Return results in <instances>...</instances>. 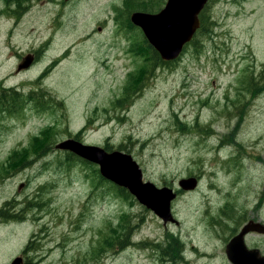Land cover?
Returning a JSON list of instances; mask_svg holds the SVG:
<instances>
[{
  "label": "rangeland",
  "instance_id": "obj_1",
  "mask_svg": "<svg viewBox=\"0 0 264 264\" xmlns=\"http://www.w3.org/2000/svg\"><path fill=\"white\" fill-rule=\"evenodd\" d=\"M166 2L146 0L141 8L155 9L137 11L158 13ZM26 6L0 0V97L38 90L47 105L26 104L0 123V211L24 214L0 218V264L17 256L30 264H226L238 212L259 191L264 196V0H209L212 38L199 34L153 75L144 33L130 29L125 11L117 16L124 0ZM29 54L35 62L19 70ZM127 94L133 101L118 104ZM77 134L132 154L157 187H179L172 203L179 224H165L135 196L120 197L110 181L96 187V164L92 179L83 163L68 170L56 144ZM48 140L46 156L6 177ZM190 175L200 177L198 187L182 189ZM231 198L237 202L224 204ZM30 200L40 206L29 209ZM227 204L235 207L233 222L215 224ZM125 212L136 225L130 243L101 250L102 238L117 237L111 228Z\"/></svg>",
  "mask_w": 264,
  "mask_h": 264
},
{
  "label": "water",
  "instance_id": "obj_2",
  "mask_svg": "<svg viewBox=\"0 0 264 264\" xmlns=\"http://www.w3.org/2000/svg\"><path fill=\"white\" fill-rule=\"evenodd\" d=\"M208 1L167 0L158 13L134 11L130 19L134 25L143 30L147 40L159 52L161 58L164 61H172L177 59L184 51L185 45L193 40L201 26L200 14ZM33 60L34 55L26 56L18 69L28 68ZM56 148L71 151L98 164L104 178L128 188L136 199L151 209L165 224L178 223L171 207L177 193L170 187L160 188L151 181H144L142 169L131 154L121 150L108 151L99 145L86 144L76 138L64 139L56 144ZM179 185L182 189L193 190L198 185V179L183 178ZM251 229L264 232V225L256 222L248 224L234 241L241 243L244 232ZM231 246L232 243L228 244V255ZM22 262L23 258L17 257L11 264H22Z\"/></svg>",
  "mask_w": 264,
  "mask_h": 264
},
{
  "label": "trees",
  "instance_id": "obj_3",
  "mask_svg": "<svg viewBox=\"0 0 264 264\" xmlns=\"http://www.w3.org/2000/svg\"><path fill=\"white\" fill-rule=\"evenodd\" d=\"M13 1L14 2L18 1L20 7L24 6V5H27L25 7V8H27L29 5H31V2L33 0H13ZM145 2H146V0H124V3L126 4L127 8H125L124 10H121L120 8H117L116 11L119 12V15L117 14V16L121 15L120 11H125L126 14H127L126 15L127 25L130 27V29L137 28L130 20L131 13L133 11H135V10H145V11L150 10V11H153L155 9V7H156V6H152V7L146 6V8H141ZM207 9H208V7L204 10V12L201 15L202 27H201V29L198 32V36H199V34H202V33L203 34L208 33V35H210V38H212L211 34H212L213 31L209 30V26L213 25L214 22L210 20V17L208 15L205 16V13L207 12ZM117 16H116V19H119ZM206 23L208 24V27L205 29V24ZM121 26L123 28L129 30V28H127L126 25H121ZM144 43L147 44L148 52H149L150 56L152 57V60L154 61L153 64H151V71L147 67L146 72L147 73L150 72L151 74L150 73L149 74L153 75V74H155V70H156V68L159 65L164 66V65H167L168 62L166 63V61L162 60L159 52L154 47H152L147 40ZM57 60H59V59H57ZM243 80H245V78H243ZM251 81L256 82V79L254 77H252ZM252 89L253 88H249V90H252ZM8 91H11L9 96L7 97L4 94L2 96V98H5L8 101V110L10 112H12V114H15L17 110L19 112V110L22 109L23 106L26 105V104H22L21 105V101H22V98H20L21 93L16 92L13 89L12 90L8 89ZM2 92H4V90ZM45 95L46 94L44 92H41V91L38 92V90H31L29 94H25L24 96L27 97L26 102H29L31 104H34V102H35V104L37 106L45 107L47 105V100L45 98H43ZM125 100H126V102H130L131 103L133 101V96L131 94H127V96H125L124 98L118 97L117 101L119 103L117 101L116 102L118 104L122 105L121 102H123ZM175 116H177V114H175ZM181 122H182L181 120H178V124H180ZM50 127H52V126L45 127V130L49 129ZM182 128H184V126ZM78 135L79 134H77L75 137L78 138ZM222 145H224V143H222ZM51 149H53V143L48 140L47 144L45 145V147L43 149L36 150L33 153H30L27 156V158L24 161H22L21 166L29 167L30 165H32V163L35 160H38L39 158H42V157L46 156V154ZM106 149L110 150V148L108 146H106ZM15 151L16 150H14V152ZM66 155H67V157H66L65 164H66V167H67L68 170L73 164H75L77 162H80V163H83L89 169V171L85 175L86 177L92 179V178H95L99 174L100 171L98 172V169L96 168V165L94 163H92V162L89 163V161L77 156L76 154H74V153H72L70 151H66ZM4 165H6V162H4ZM14 165H15V163L11 159L9 161V166L10 167H14ZM15 172L8 174L6 177H10L11 175L15 174ZM99 178L100 179H96V187L101 186L102 185V181L106 182V183L109 182L107 179L103 178L100 174H99ZM112 186L115 187V188H118V192H119L118 194L120 195V197L122 196L125 200H129L130 198H134V196L130 193V191L128 189H126L124 187H121V186L118 187V186H116L113 183H112ZM43 187L46 188V185H43ZM5 205H8V203L6 202ZM32 205L40 206V203L38 201L34 203L32 200H30L29 201V206H28L29 209H31ZM2 209L0 211V218L3 219V218L8 217V215H7L8 214V209H7V207H5L3 210ZM11 215H12V216H10L11 218H16L17 217L20 220L22 218L21 217L22 214H17L19 217L16 216L14 213H12ZM23 217H24V214H23ZM31 217L38 218L39 215H35V216H31ZM135 227H136V225H134L131 222L129 214L127 212L121 213L120 216H119L117 225L113 226L111 228L113 233L117 234V237L113 238V236H109V239L102 238L99 241L101 250L103 249L104 245H106V243H107V245H109V247H113V246L118 245V247L120 249L125 248L126 245H128L130 243V238H131L132 232H133ZM170 248L173 249V244L172 243L170 245ZM93 251H96L95 248L93 249ZM168 252L171 253V251H169V249H168ZM95 254H96V252H95Z\"/></svg>",
  "mask_w": 264,
  "mask_h": 264
},
{
  "label": "flooded vegetation",
  "instance_id": "obj_4",
  "mask_svg": "<svg viewBox=\"0 0 264 264\" xmlns=\"http://www.w3.org/2000/svg\"><path fill=\"white\" fill-rule=\"evenodd\" d=\"M38 54V50L35 52ZM5 110H8V101L5 98L0 97V123L3 122L4 119H6L5 116H3V113ZM28 167L20 166L18 170H16L15 174L17 172L23 171ZM12 176V175H11ZM1 179V177H0ZM171 186V185H170ZM177 189L176 191L178 194L181 192L178 188L175 186H171ZM200 188V187H199ZM219 189L216 185V189ZM252 190V188H251ZM264 190V189H263ZM258 190L253 189L249 196H253V194H256ZM182 194V193H181ZM261 191H259L258 198H256L254 201L248 198L245 202V205L241 208V210L238 212V218L234 220L233 225L231 226V230L227 237L229 236L228 243H226L225 246V254H223V259L225 260L226 264H264V232L259 230H249L245 231L243 234V240L241 243L235 242V238L240 235L243 231V229L250 223H260L261 225H264V215L261 214L262 211H264V196L260 198ZM233 198L229 199L228 201L224 202L226 203H235ZM223 204V205H224ZM229 208L225 209L222 208L220 212L218 213V216H215L213 218V221L215 224L220 223L222 220H229L230 222H233L231 219V216L233 214L232 211L235 210V207L233 205L227 204ZM219 208V207H218ZM11 212V211H10ZM8 212V217L3 219H12L10 216L14 212ZM16 216L17 213H14ZM23 217V214L22 216ZM15 221H17V217L14 218ZM20 220V219H18ZM253 237V240H252ZM232 243V246L230 247V255L227 253L228 244ZM243 245V246H242ZM193 249H195V246H192ZM246 251V252H245ZM209 254H211L209 252ZM26 258V255L24 256ZM235 257V258H234ZM237 258V259H236ZM24 264H29L28 261H25Z\"/></svg>",
  "mask_w": 264,
  "mask_h": 264
},
{
  "label": "bare ground",
  "instance_id": "obj_5",
  "mask_svg": "<svg viewBox=\"0 0 264 264\" xmlns=\"http://www.w3.org/2000/svg\"><path fill=\"white\" fill-rule=\"evenodd\" d=\"M187 178H197V179H199L200 177L198 176V175H190V177H187Z\"/></svg>",
  "mask_w": 264,
  "mask_h": 264
}]
</instances>
